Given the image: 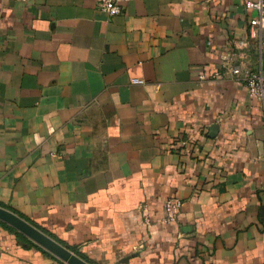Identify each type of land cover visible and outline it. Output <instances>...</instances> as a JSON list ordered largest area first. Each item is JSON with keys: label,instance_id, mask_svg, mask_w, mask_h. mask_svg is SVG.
Instances as JSON below:
<instances>
[{"label": "crops", "instance_id": "0c3cea01", "mask_svg": "<svg viewBox=\"0 0 264 264\" xmlns=\"http://www.w3.org/2000/svg\"><path fill=\"white\" fill-rule=\"evenodd\" d=\"M246 1L0 0V206L91 264H264V104L231 72L264 60ZM171 196L176 223L142 225ZM44 251L0 225V264H65Z\"/></svg>", "mask_w": 264, "mask_h": 264}, {"label": "built area", "instance_id": "2783aa9c", "mask_svg": "<svg viewBox=\"0 0 264 264\" xmlns=\"http://www.w3.org/2000/svg\"><path fill=\"white\" fill-rule=\"evenodd\" d=\"M97 7L99 10L107 14V16L114 17L122 12V7L119 0H97ZM245 7L248 9L256 10L259 13L258 18L250 20L252 26L260 24V21L264 15V0H247ZM232 74H242L245 80L246 91L248 97L256 99L264 104V69L255 68L247 69L241 72L239 67L232 68ZM222 73L217 70L214 71L209 78H220ZM200 79H205V76L201 74ZM132 84H143L144 80L141 78H131ZM182 201L177 197H167L162 200L161 210L158 214H150L148 206L146 204L140 205L139 209L142 212L141 223L144 226H167L175 224L178 218V214L181 210Z\"/></svg>", "mask_w": 264, "mask_h": 264}, {"label": "water", "instance_id": "95a60500", "mask_svg": "<svg viewBox=\"0 0 264 264\" xmlns=\"http://www.w3.org/2000/svg\"><path fill=\"white\" fill-rule=\"evenodd\" d=\"M262 68L264 69V60L262 61ZM0 221L14 228L65 264H91L16 212L3 206H0ZM128 258L129 257H124L115 264L127 262Z\"/></svg>", "mask_w": 264, "mask_h": 264}, {"label": "trees", "instance_id": "16d2710c", "mask_svg": "<svg viewBox=\"0 0 264 264\" xmlns=\"http://www.w3.org/2000/svg\"><path fill=\"white\" fill-rule=\"evenodd\" d=\"M15 212V211H14ZM18 214V213H17ZM20 215V214H18ZM21 217H23L22 215H20ZM24 219H26L27 221H29L30 223H32L33 225H35L32 221L28 220L27 218L23 217ZM0 225L5 228L7 231L11 232L12 234H14V236L16 237V239L19 242H22L28 246H36L39 248V246H37L35 243H33L31 240H29L28 238H26L24 235H22L21 233H19L18 231H16L14 228L8 226L7 224L3 223L0 221ZM36 226V225H35ZM37 227V226H36ZM40 229V228H39ZM63 245V244H62ZM68 249H70L71 251H73L74 253H76L78 256H80L81 258L85 259L86 261H88V259L86 258V256L84 254H81L78 250H76L73 247H68ZM46 252V251H44ZM48 255H50L48 252H46ZM89 262V261H88ZM90 263V262H89Z\"/></svg>", "mask_w": 264, "mask_h": 264}]
</instances>
